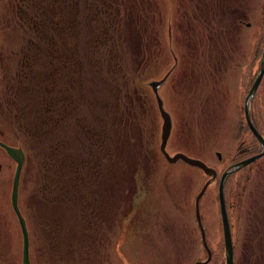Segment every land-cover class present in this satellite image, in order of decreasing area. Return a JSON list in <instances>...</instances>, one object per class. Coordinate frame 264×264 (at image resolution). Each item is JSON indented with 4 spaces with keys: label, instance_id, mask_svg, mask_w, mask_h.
I'll return each instance as SVG.
<instances>
[{
    "label": "rangeland",
    "instance_id": "374dc122",
    "mask_svg": "<svg viewBox=\"0 0 264 264\" xmlns=\"http://www.w3.org/2000/svg\"><path fill=\"white\" fill-rule=\"evenodd\" d=\"M149 1L147 9L142 5L144 0H132V5L127 4L126 9L124 8L127 12L122 19L121 16L118 18V30L121 33V39L117 43L118 54L116 58L101 54L103 80L93 70L92 64L86 68V72H91L93 83L103 81L104 92H101L97 83L93 87V96L99 99L104 97L106 117L110 116V131L107 132L115 223L111 219L102 221L94 227L92 234L81 237L59 241L32 240L28 243L30 264H192L195 260H204L206 257L193 217V200L202 182L208 177L196 166L181 160L165 162L158 150L161 119L146 82L163 77L168 65L212 61L211 51L218 50L219 57V50L226 48L227 44L221 47L217 42L215 48H206L199 56L196 45L192 48L191 43L184 44V51L180 37L175 35L178 49L176 51L174 47L172 50L179 57L173 62L172 51H166L164 40V26L168 22L166 17L168 14L172 17L173 14L172 28L177 32L183 31L184 35L186 30L195 29L197 23L191 16L184 15L185 12H192L190 0H180L178 4L175 0H165L164 3L160 0ZM195 1L202 5L198 11L211 9L204 3L205 0ZM227 3L244 8L247 16L244 19L249 20L251 25L258 23L257 29L260 30L255 33L257 46L251 41L253 35L247 31L251 27H246V32L242 31L247 38H242L241 34L233 59L239 56L238 52L242 48L249 56L256 46L255 53L259 54L264 38V0H227ZM128 6L130 12L127 10ZM132 11L134 20L131 25L128 12L131 14ZM157 15H160V21ZM211 19L217 29L222 27L224 20H217L216 16H211ZM204 22L206 24L207 19ZM132 26L135 35L132 39H123L124 35H128L127 29ZM187 36L194 41L193 34ZM4 45L5 40L0 37V52L4 51ZM106 46H111V43L104 44ZM181 51L184 53L179 54ZM215 59L220 61V57ZM223 60L229 59L225 56ZM179 69L180 66L176 68L171 80L157 89L158 95L162 97V107L170 112L172 110V114L169 113L174 118L164 149L170 154L181 151L187 156H195L215 168V179L207 183L197 206L204 240L212 252L210 260L213 264H224L216 180L219 171L224 168L223 163L231 156L237 131V113L232 112V108L229 109V99L233 93L229 91L227 94L228 88L221 86L217 93L219 96L211 94L214 97L202 103V99L207 97L197 92L200 85L196 84L194 70L191 81L189 78L179 79ZM19 70L0 66V86L9 79L15 80L14 77L20 75ZM231 73H234L232 81L237 84L236 66L227 75ZM208 91H211L210 83L203 90L205 94ZM197 100L200 101L199 104H196ZM82 106L84 108L85 103ZM97 107L95 104V109ZM121 108L124 109L123 113ZM101 114L102 111L98 112L95 118ZM122 114L124 117L120 119ZM12 118L0 116L1 139L12 144L23 141L24 148H33L39 155L46 151V138L41 133L37 131V136L29 143L23 127L19 131ZM37 119L39 120L35 113L27 115L28 127H24L25 132L34 130V126L38 124ZM73 128L71 123L55 127L52 130L53 144L57 143L59 137L69 138L71 141ZM215 151H219L220 157H215ZM0 164V195L5 193L8 186L9 196L14 162L2 148ZM24 172L29 173V170L25 167ZM252 173L245 183L240 182L239 172H231L226 178L232 195L231 199H226L227 206L230 207L228 229L233 251L232 264H264V173ZM30 181H26L28 189L32 186ZM132 182L137 191H140L139 185L142 183V187H147V193L145 189L143 193L146 197L141 203L143 209L136 207L129 210V204L135 207L138 203L137 199L133 202L128 199L133 188ZM169 197L175 198V201L171 200L177 202L178 207L164 203ZM107 200L110 206V197ZM6 201V204L0 203V264H21L20 230L16 216L11 214L9 197ZM28 203L33 204L31 197ZM134 216L137 217V223L133 221ZM37 250H42L41 254Z\"/></svg>",
    "mask_w": 264,
    "mask_h": 264
},
{
    "label": "flooded vegetation",
    "instance_id": "af4514ba",
    "mask_svg": "<svg viewBox=\"0 0 264 264\" xmlns=\"http://www.w3.org/2000/svg\"><path fill=\"white\" fill-rule=\"evenodd\" d=\"M160 1L165 2V0ZM175 1L178 4L180 0ZM149 2L144 0L142 5L149 9ZM204 3L211 9L198 11L202 5L190 0L192 12H185L184 15L191 16L197 24L195 29L186 30L185 35L183 31H175L171 22H168V25L165 23L166 51L178 47L175 35L180 37L184 51L186 50L184 44L191 43L192 48L196 45V53L199 56L206 48H215L219 42L221 47L227 44L226 48L219 50L220 61L215 59L219 58L218 50H212V61L168 65L164 69L163 83L166 85L175 74L176 68L180 66L179 79L189 78L193 81V70L196 73L194 77L196 84L200 85L199 88L202 87L201 89L196 87L197 92L207 97L202 99V103L213 98L211 94L219 96L217 93L221 86L228 88L227 94L229 91L233 93L232 98L229 99V109L232 108V112L237 113V122L235 121L237 131L234 135L231 156L223 163L225 166L242 161L260 150L258 137L254 135L243 115L245 104H247L248 119L264 142V65L250 97L244 102L260 66V53H255L257 48L255 33L260 30L257 29L258 23L251 25L249 20L244 19L247 16L244 8L239 5L227 3V0H205ZM127 4L131 6L132 0L124 2L123 0H0V37L5 40L4 51L0 52V66L20 69V75L14 77L16 81L9 79L0 86V116L13 117L12 120L19 131L23 127L29 143L37 136V131L46 138L44 144L46 151L40 155L33 148L29 149L28 146L24 148L23 141L12 144L0 138L5 144L18 147L22 151L16 204L27 228L28 243L32 240L33 242L44 239L59 241L92 234L94 227L103 221V212L106 213V220L111 219L115 223L107 132L110 131V116L106 117L104 97L99 99L93 96V87L99 83L101 92H104L101 54L116 58L117 43L121 39L118 18L121 16L122 19L127 12L125 10ZM129 6L127 10L130 12ZM129 12L128 19L132 25L133 11L131 14ZM211 16H216L217 20H224L220 29H217ZM168 17H171L170 14L166 20ZM157 18L161 20L160 15H157ZM246 27H251V30L247 31L253 35L251 41L256 46L249 56L242 48L238 52L239 56L233 59L236 45H239L238 40L242 31L246 32ZM127 30L128 35L122 34L123 39H132L135 35L133 26ZM190 34H193L194 41L187 36ZM242 38H247L245 33L242 34ZM263 41L264 38L260 46ZM106 43H111V46L104 47ZM183 53L181 51L179 54ZM224 55L231 61L223 60ZM178 57L179 55L176 56L175 61ZM89 64L94 66L93 70L99 73L102 80L93 83L91 72H86V68L90 67ZM235 66L238 71L237 84L232 81L234 73L227 75ZM209 83L211 91L206 95L203 90ZM199 102L197 100L196 104ZM191 103L195 104V102ZM95 104L98 105L96 109ZM106 107L108 110V105ZM101 111L102 114L95 118V115ZM169 112L170 110L168 114L172 127L174 118L170 115L172 110ZM29 113L37 114L39 120L37 119L38 124L34 126V130L25 132L24 127H28ZM122 117L123 114L120 119ZM67 123L74 126L71 133L72 142L69 138L59 137L57 143L53 144L52 130ZM11 160L14 162L13 159ZM25 167L29 173L24 172ZM258 171L264 173V150L231 172H239L240 182L245 183L253 175L252 172ZM216 174L215 170L210 182L214 181ZM229 175L230 173L225 177L222 189L228 228L230 207L227 206L226 199L232 198L226 184ZM30 180L32 186L28 189L26 181ZM143 184L139 185L140 191H137V187L132 182L133 188L128 199L131 202L137 199L138 203L135 207L129 204V210H134L136 207L143 209L141 203L146 197L143 193L148 191L147 187L141 186ZM7 195L8 186L5 193L0 195V203H7L9 197ZM29 197L32 198V205L28 203ZM109 197L110 206L107 200ZM171 199L175 201V198L169 197L164 203L176 207L177 202L174 203ZM10 211L14 216L12 208ZM133 221L137 223L136 216ZM11 223L13 224V220ZM41 252L42 250H37L38 254ZM209 252L210 256L205 264H213L210 260L212 252Z\"/></svg>",
    "mask_w": 264,
    "mask_h": 264
},
{
    "label": "water",
    "instance_id": "95a60500",
    "mask_svg": "<svg viewBox=\"0 0 264 264\" xmlns=\"http://www.w3.org/2000/svg\"><path fill=\"white\" fill-rule=\"evenodd\" d=\"M169 18L170 17H168V22H169ZM168 22H167V25H168ZM170 51H172L171 48H170ZM260 58H261L260 66L258 68L257 73L254 76V79L252 80L253 82H252L251 86L249 87V89L247 91V94L244 98V102H247V99L250 97V95L252 93L251 91L254 89V86L257 82V79L259 78V76L263 70L262 68L264 65V41L262 44V50L260 53ZM172 59H173V62H175V55L173 54V51H172ZM164 77H165V75L159 79H155V78L149 79L146 82L147 85L151 89V92H152L153 97L155 99L156 108L158 109L159 117L161 119V123H160V127H159V130H160L159 141L160 142L158 144V150L162 154V156L166 162H173V161L180 158L183 162L187 163L188 165L191 164V165L196 166L197 168H199L201 171H203L204 173H206L208 175V178H206V180H204V182H202V186L194 195L195 197H194V201H193L194 219H196L197 228L199 230L200 241L202 243L204 251L206 252V257L204 260H195V262H193L192 264H205V262L209 258L210 252H209L208 247L206 245V241H204V232L202 230L200 219H199L197 202H198V199H199L201 193L203 192V189L205 188L207 183L213 178V176L215 174L214 168L208 166L205 162H203L202 160H200L196 157L187 156L186 154H184L181 151L175 152L173 154H170V153L165 151L164 146L166 143L167 136L169 135V132H170L169 129H170L171 123H170L169 114H168L167 110L162 107V98L157 93V89H159L162 86L161 84L164 81ZM243 115H245V118L247 120V124H248V126H250L254 135L256 137H258V140L260 143V150L256 154L250 155V156L246 157L245 159H243L242 161H238V162H235L234 164H230V165L225 166L224 169L220 172L218 180H217V193H216V195H217V203L219 206V218L221 220L223 251H224L223 263L224 264H232V262H231L232 251H231V240H230V235H229V229H228V225H227V217H225V208L223 206V195H222V185L223 184H222V182H223L225 176L230 171H233L238 166L247 163V161H250L251 159H253L257 155L262 153V151L264 150V142H263L262 137H260L259 134L257 133V131H255L254 126L251 125V123L248 119L247 104H245ZM0 146L4 149V151L8 155V157L13 159L15 162L14 166H13V173L11 176V181H10L11 186H10V191H9V193H10L9 204H11V208L14 212V215H16L17 223H18L19 230H20V237H21L20 260H21V264H30L29 260H28V248H27L28 237H27L26 226L24 225L23 217H22V215H20L17 204H16V187H17V183H18L17 178H18L19 171H20L19 168H20V165L22 162V151L20 148L12 146V145H7L2 141H0ZM215 154L217 157H219V152L216 151Z\"/></svg>",
    "mask_w": 264,
    "mask_h": 264
},
{
    "label": "trees",
    "instance_id": "16d2710c",
    "mask_svg": "<svg viewBox=\"0 0 264 264\" xmlns=\"http://www.w3.org/2000/svg\"><path fill=\"white\" fill-rule=\"evenodd\" d=\"M167 5H169V4H167ZM174 20V18L172 19V17H171V19L169 20V22H171V24H172V21ZM173 48V47H172ZM171 48V49H172ZM175 49H176V51H177V48L175 47ZM173 51V54L175 55V56H177L176 55V53H175V51L174 50H172ZM120 105V104H119ZM122 109V113H123V111H124V109L123 108H121ZM111 212V211H110ZM102 217H103V221L104 222H106V213L105 212H103L102 213ZM111 217V216H110ZM109 220V219H108ZM53 241V240H52Z\"/></svg>",
    "mask_w": 264,
    "mask_h": 264
}]
</instances>
